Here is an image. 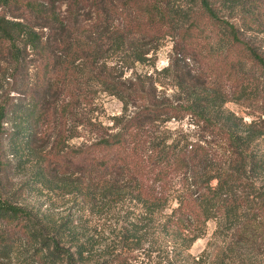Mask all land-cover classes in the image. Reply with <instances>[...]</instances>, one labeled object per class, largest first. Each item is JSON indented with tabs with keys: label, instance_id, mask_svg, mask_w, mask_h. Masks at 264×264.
<instances>
[{
	"label": "trees",
	"instance_id": "obj_1",
	"mask_svg": "<svg viewBox=\"0 0 264 264\" xmlns=\"http://www.w3.org/2000/svg\"><path fill=\"white\" fill-rule=\"evenodd\" d=\"M0 264H264V0H0Z\"/></svg>",
	"mask_w": 264,
	"mask_h": 264
},
{
	"label": "rangeland",
	"instance_id": "obj_2",
	"mask_svg": "<svg viewBox=\"0 0 264 264\" xmlns=\"http://www.w3.org/2000/svg\"><path fill=\"white\" fill-rule=\"evenodd\" d=\"M170 50H171V45H167L160 51L157 61L158 68H162L166 66L168 62V56L170 54ZM139 70H142V68H139ZM226 107L235 112H239V113L242 112V109L233 103H228ZM121 113H122V103L115 97L102 94L98 98V110L96 114L99 115V119L103 120L105 124L111 125L112 124L111 118L120 115ZM75 143H77V141L73 142V144ZM10 173H11L10 177L13 178V181H17L20 178L19 173L16 172H10ZM31 198L33 199V201H35V198L33 196H31ZM213 231H214V224L211 223L208 226L206 236L198 239L192 246L191 253L193 255H198L205 249L207 242L209 241Z\"/></svg>",
	"mask_w": 264,
	"mask_h": 264
}]
</instances>
